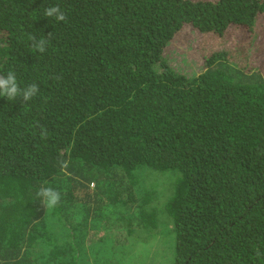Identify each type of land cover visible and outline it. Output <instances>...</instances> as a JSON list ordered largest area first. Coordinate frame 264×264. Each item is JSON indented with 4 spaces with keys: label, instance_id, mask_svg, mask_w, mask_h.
I'll return each mask as SVG.
<instances>
[{
    "label": "trees",
    "instance_id": "obj_1",
    "mask_svg": "<svg viewBox=\"0 0 264 264\" xmlns=\"http://www.w3.org/2000/svg\"><path fill=\"white\" fill-rule=\"evenodd\" d=\"M263 16L264 0H0V75L39 87L0 97V264H264ZM186 24L209 39L192 75L165 53ZM229 29L247 40L229 48ZM155 238L165 254L140 259Z\"/></svg>",
    "mask_w": 264,
    "mask_h": 264
},
{
    "label": "rangeland",
    "instance_id": "obj_2",
    "mask_svg": "<svg viewBox=\"0 0 264 264\" xmlns=\"http://www.w3.org/2000/svg\"><path fill=\"white\" fill-rule=\"evenodd\" d=\"M258 22H261L264 24V16ZM258 22L255 21L254 26L251 28L250 35H251V38H253L254 36V39H255L256 33H259V35L257 36L258 44L260 43L264 44V25L259 30ZM230 30L231 29L227 30L226 35L224 36V38H222V40L225 41L226 46H228L229 48L233 49L240 42L247 40V35L245 34L246 33L245 31L237 30V31H234L231 35H229ZM204 40L206 42L207 41L209 42V39L207 38V36L205 37L203 33L199 32L197 29H195L191 25L186 24L180 32L176 33L174 38L169 42L170 44L165 49V53L167 55L170 65L188 75H192L193 73H198L200 68L204 66V59L207 54V51H205L204 55L201 52L203 50L202 42H204ZM219 43H221V40L216 39L215 44L212 45V47H214L215 45H218ZM258 57L259 58L256 61L257 64L259 65L260 63L261 65H263L261 69L259 68L258 69H259V72L264 75V49H262V52L260 53ZM256 69H257L256 66H251V72H257ZM146 175H147L146 181L148 183H159L158 186L164 188L162 190V195H165L167 193L168 191V187H167V184H168L167 176L168 175L167 174H161V173H156V172H146ZM121 233H122L121 234L122 236L126 235L124 231ZM106 236H108V232L104 229L98 230L96 232V238H100V237L104 238ZM160 240H161L160 238L153 239L152 242L153 244H156V245L150 248L149 253H147L145 250H142V254L146 256L142 255L140 259H144V260H151L150 258L153 259L154 258L153 251L155 250L156 246L162 247L161 253L165 254L164 252L165 245L160 244L159 243ZM104 247L107 250H109L111 246L108 244H105ZM97 251H98V248H96V252ZM99 256L104 259L107 258L106 255L104 254H99ZM81 257H82V253H81ZM83 258L85 259V261H88L89 263H91L93 259L92 255L88 253L85 254ZM81 260L82 258L80 259V264H82ZM156 260H160V259L157 258ZM161 264H166V262L164 261Z\"/></svg>",
    "mask_w": 264,
    "mask_h": 264
},
{
    "label": "clouds",
    "instance_id": "obj_3",
    "mask_svg": "<svg viewBox=\"0 0 264 264\" xmlns=\"http://www.w3.org/2000/svg\"><path fill=\"white\" fill-rule=\"evenodd\" d=\"M43 16L47 18H54L57 22H65L67 20V14L61 10L59 5L46 7L43 11ZM50 33L46 37L37 38L35 35L29 34L27 39L30 41V49L33 53L43 54L47 50L49 44ZM59 79V77H56ZM39 87L36 83L28 84L21 87L16 78L14 71L9 70L6 75H0V97H6L8 101H15L17 98H22L23 104H27L34 97L38 96ZM41 139L46 140L48 138L47 129L42 128L40 131ZM69 161L61 160L59 162L60 168L66 169ZM39 198L40 203L48 208H55L61 200V193L59 190L53 187L41 186L35 193Z\"/></svg>",
    "mask_w": 264,
    "mask_h": 264
}]
</instances>
